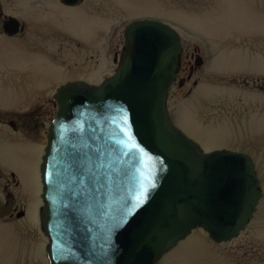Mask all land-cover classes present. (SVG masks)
<instances>
[{
    "label": "water",
    "instance_id": "obj_1",
    "mask_svg": "<svg viewBox=\"0 0 264 264\" xmlns=\"http://www.w3.org/2000/svg\"><path fill=\"white\" fill-rule=\"evenodd\" d=\"M20 27L11 18L5 31ZM181 52L174 27L135 20L112 76L57 89L41 168L51 264H157L197 226L223 242L253 217L263 191L252 157L207 152L173 122ZM11 212L0 204V217Z\"/></svg>",
    "mask_w": 264,
    "mask_h": 264
},
{
    "label": "rangeland",
    "instance_id": "obj_2",
    "mask_svg": "<svg viewBox=\"0 0 264 264\" xmlns=\"http://www.w3.org/2000/svg\"><path fill=\"white\" fill-rule=\"evenodd\" d=\"M1 1L25 28L0 36V114H43V132L37 143L16 133L0 136V200L11 193L26 212L0 219V264H50L39 207L54 92L68 81L99 84L112 75L125 28L146 18L180 31V78L188 77L198 55L204 59L184 86L179 79L170 89L175 125L206 151L251 155L263 189L238 237L218 243L195 228L158 264H264V0Z\"/></svg>",
    "mask_w": 264,
    "mask_h": 264
},
{
    "label": "flooded vegetation",
    "instance_id": "obj_3",
    "mask_svg": "<svg viewBox=\"0 0 264 264\" xmlns=\"http://www.w3.org/2000/svg\"><path fill=\"white\" fill-rule=\"evenodd\" d=\"M10 18H12V16L6 13L5 3L0 0V35L5 33V30H4L5 24ZM183 56H184V45H183L181 66L178 70L177 77L174 82L175 84L180 79L181 86H184L186 79H188L189 77H192L197 67L202 66L204 64L203 57H200L201 55H198L196 57L195 64L192 63L189 66L188 77L180 78L179 76L181 72L183 71V63H184ZM42 132H43V114H22V116L15 117V118L9 115L6 116V114H0V136H5L11 133H16L23 137H27L37 143L38 137L40 138V134ZM26 133L29 134V137L26 135ZM6 196H8V199L4 202L0 200V204H5V203L11 204L12 203L13 212L10 215H7L5 217H12L14 214L18 216V214L21 212H23L22 216H24L26 212L23 210L19 211L17 201L14 197H11V193L6 194Z\"/></svg>",
    "mask_w": 264,
    "mask_h": 264
}]
</instances>
